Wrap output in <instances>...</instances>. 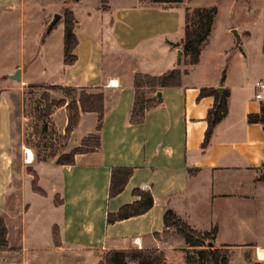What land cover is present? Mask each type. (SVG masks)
Wrapping results in <instances>:
<instances>
[{
  "label": "crops",
  "instance_id": "0c3cea01",
  "mask_svg": "<svg viewBox=\"0 0 264 264\" xmlns=\"http://www.w3.org/2000/svg\"><path fill=\"white\" fill-rule=\"evenodd\" d=\"M119 1L110 5L107 0L105 8L100 0L39 2L50 5L51 16L69 10L75 20L76 60L64 65L61 18L54 36L51 30L42 36L44 6L30 8V0H0V19L10 30L7 50L14 56L0 85V216L6 228L0 264H97L103 251L128 248L159 249L166 264H185L183 239L173 232L162 234L163 212L173 211L197 231L215 226L212 244L221 247L215 238L221 225L236 218L239 197L264 183V177L256 180L264 169V129L246 122L248 113L264 106V42L240 54L231 44L209 50L204 43L198 62L187 65L180 46L187 6L183 0ZM178 49L181 56L176 63ZM51 50L57 57L54 63ZM179 63L180 70L186 69L180 86L161 88L159 104L146 112L140 124L129 125L133 74L158 75ZM50 66L53 70L46 72ZM30 67H37L41 75L31 74ZM16 68L18 82L6 77ZM29 84L101 91L99 146L74 154L72 164H56L55 154L45 160L34 158L25 147L21 149L28 150L27 160L20 151L16 157L10 103ZM200 87L228 91L227 111L204 149L200 148L204 117L213 98H197ZM59 99L64 102L51 115L58 116L64 132L69 98ZM96 122L94 112H80L69 132L70 148L80 146L81 139L94 132ZM112 167H132V174L109 198ZM33 176L42 193L32 190ZM135 188L150 192L151 207L107 224V212L138 199L131 192ZM252 256L264 260V249L256 247Z\"/></svg>",
  "mask_w": 264,
  "mask_h": 264
},
{
  "label": "trees",
  "instance_id": "16d2710c",
  "mask_svg": "<svg viewBox=\"0 0 264 264\" xmlns=\"http://www.w3.org/2000/svg\"><path fill=\"white\" fill-rule=\"evenodd\" d=\"M106 1L107 0H100V4L103 8L106 7ZM145 1L150 4H173L179 3L182 0ZM215 14L216 8L214 6L194 8L189 15L187 13L185 14L183 38L180 42L182 55L186 57L184 60L185 64L194 65L198 62L201 48L209 35ZM62 24V63L64 65H71L76 60V56L72 51L77 44V39L74 33L75 20L69 10L63 11ZM184 73H186V69L180 70L179 68H171L158 75L134 73L132 78L133 101L128 116V124H140L146 112L159 104V90L166 87L180 86L181 76ZM27 87H43L58 89L65 92L64 96L69 98L66 103L67 123L64 129L66 133H69L75 126L80 112H94L97 115L95 133L81 139L80 146L74 147L68 153L58 155L54 159L56 164H72L74 154L99 146V131L103 117V93L101 91L94 89H79L77 91L72 87L46 84H29ZM203 96H212L213 103L204 117L206 128L200 143L201 149L207 147L214 126L221 120L227 111L226 99L228 91L223 89L219 97L215 88L200 87L197 98ZM63 102V99H58L54 104L59 106L63 104ZM246 122L259 123L264 129V106L260 105L258 111L255 113H248L246 115ZM91 139L93 142L92 145H89L88 143ZM40 159L45 160L46 157ZM131 174L132 167H112L110 169L108 184L109 198L122 190ZM31 188L37 193H42L36 186L35 176H33L31 180ZM131 192L133 195L138 196V199L121 205L115 212H107L105 217V222L107 224L116 220L142 214L151 207L152 197L149 191L135 188ZM162 222L164 227L162 234L173 232L183 239L187 248L195 250L194 257H190L187 254L184 255L185 264H225L223 248L214 247L213 244L207 246L208 242H212L213 236L216 233L215 226L209 231L200 232L194 230L169 209L163 212ZM5 235V223L0 216V250L6 248ZM155 235L158 236L157 234ZM97 264H166V262L163 252L159 249L128 248L108 249L103 251Z\"/></svg>",
  "mask_w": 264,
  "mask_h": 264
},
{
  "label": "rangeland",
  "instance_id": "374dc122",
  "mask_svg": "<svg viewBox=\"0 0 264 264\" xmlns=\"http://www.w3.org/2000/svg\"><path fill=\"white\" fill-rule=\"evenodd\" d=\"M51 1V0H47ZM67 2L69 0H63ZM134 1V0H130ZM145 1V0H143ZM186 6V13L200 7L214 6L216 14L213 18L211 31L205 41L209 50L220 49L227 44L233 45L234 39L230 29H236L243 36L239 40L237 54L247 49H255L264 42V0H183ZM41 0H30V8L37 7ZM119 0H109L110 5L120 4ZM44 6L46 16L42 19L44 25L51 18L50 5ZM33 10V9H32ZM64 10L59 11L62 20ZM58 12V11H55ZM185 13V14H186ZM55 26L51 29V36H54ZM7 26L5 19H0V85L4 83L2 78L4 70L14 59L7 50ZM45 34H42V36ZM246 35V36H244ZM30 44V43H29ZM111 53L116 54L115 49L108 47ZM52 51V50H51ZM229 51H227L228 54ZM50 62L54 63L55 51L51 52ZM179 69L183 64L179 63ZM30 73L40 76L37 67H30ZM53 67H47L46 72H51ZM232 76L234 71H230ZM21 96L17 95L11 99L10 103V126L12 137V150L17 157L18 151H23L22 147L29 148L34 154V158H49V155H61L70 151L71 140L69 133L62 132L57 118L51 115L58 107L54 103L65 92L58 89L43 87L28 88L23 86ZM48 105V106H47ZM67 112V111H66ZM95 133V128L94 132ZM92 133V134H93ZM91 135V134H90ZM92 139L89 145H92ZM31 155V153H30ZM16 163V160H15ZM264 177V169L257 173L256 180L260 181ZM238 213L232 224L221 225L215 243L220 245L224 251L225 264H264V260L257 261L252 256L256 247L264 249V183L255 187L252 194L242 195L237 200ZM208 228V227H205ZM211 227L207 230L209 231ZM200 231V232H203ZM213 242V239H212ZM195 250L187 248L184 255L194 257ZM177 264V262H172Z\"/></svg>",
  "mask_w": 264,
  "mask_h": 264
},
{
  "label": "water",
  "instance_id": "95a60500",
  "mask_svg": "<svg viewBox=\"0 0 264 264\" xmlns=\"http://www.w3.org/2000/svg\"><path fill=\"white\" fill-rule=\"evenodd\" d=\"M60 18H61V15L59 13H53L51 18H50V20L48 21V23H47V25L45 27V32L48 33L52 29V27L57 23V21ZM230 33L232 34L233 39H234V43H233V46H232V50H234L239 45L240 34L234 28L230 29ZM180 56H181V50L178 49L175 52V62L176 63H178V61L180 59ZM6 77L18 82L19 81V69L16 68L13 71V73L6 75ZM222 90H223L222 87H217L216 88V92H217L219 97L221 96ZM211 245H212V242H208L207 243V246H211Z\"/></svg>",
  "mask_w": 264,
  "mask_h": 264
},
{
  "label": "built area",
  "instance_id": "2783aa9c",
  "mask_svg": "<svg viewBox=\"0 0 264 264\" xmlns=\"http://www.w3.org/2000/svg\"><path fill=\"white\" fill-rule=\"evenodd\" d=\"M255 97L258 98L259 97V94H255ZM27 149H23L22 153H23V158L24 160L26 161L27 160V156H28V153H27Z\"/></svg>",
  "mask_w": 264,
  "mask_h": 264
},
{
  "label": "bare ground",
  "instance_id": "6f19581e",
  "mask_svg": "<svg viewBox=\"0 0 264 264\" xmlns=\"http://www.w3.org/2000/svg\"><path fill=\"white\" fill-rule=\"evenodd\" d=\"M28 157V156H27Z\"/></svg>",
  "mask_w": 264,
  "mask_h": 264
}]
</instances>
